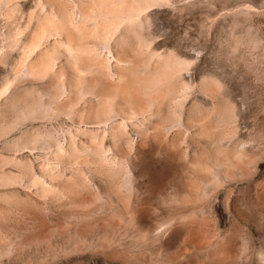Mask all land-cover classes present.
Here are the masks:
<instances>
[{"label": "rangeland", "instance_id": "rangeland-1", "mask_svg": "<svg viewBox=\"0 0 264 264\" xmlns=\"http://www.w3.org/2000/svg\"><path fill=\"white\" fill-rule=\"evenodd\" d=\"M0 264H264V0H0Z\"/></svg>", "mask_w": 264, "mask_h": 264}, {"label": "bare ground", "instance_id": "bare-ground-1", "mask_svg": "<svg viewBox=\"0 0 264 264\" xmlns=\"http://www.w3.org/2000/svg\"><path fill=\"white\" fill-rule=\"evenodd\" d=\"M140 3V2H139ZM131 19H132V17H131ZM74 55V54H73ZM98 55H99V53H98ZM50 56V55H49ZM53 57V56H52ZM55 58V57H54ZM50 59V58H49ZM53 59V58H52ZM65 61V60H64ZM66 61L67 62H69V63H74L75 64V66L77 67V65H76V62H77V64H78V61H77V57L76 56H72V57H70V58H66ZM49 64V63H48ZM75 68V67H74ZM76 69V68H75ZM76 73V75H77V80L79 81V82H82L83 84H84V86H83V88H82V91H83V93H89V94H92V93H94L95 91H94V89H95V87H94V82L90 79L89 81H87V79L88 78H86V77H81L79 74H78V72H75ZM170 73V72H169ZM73 77V76H72ZM75 79V78H74ZM175 79V78H174ZM77 81V82H78ZM152 81V80H151ZM76 83V82H75ZM78 85V84H77ZM94 87V88H93ZM166 88V87H165ZM168 89V88H167ZM73 90V89H72ZM76 89H74L72 92H74ZM82 91H80V93L82 92ZM79 93V92H78ZM79 93V94H80ZM166 94H168V93H166ZM74 95V94H73ZM75 95H76V93H75ZM78 96V95H77ZM79 97V96H78ZM74 98H76V97H74ZM44 109V108H43ZM26 110V109H25ZM20 111V113L22 112L21 110H19ZM141 113V112H140ZM143 113V112H142ZM141 113V114H142ZM22 114V113H21ZM23 114H25L24 112H23ZM28 114V113H27ZM29 115V114H28ZM133 116H134V114H132ZM17 116V115H16ZM23 116V115H22ZM21 116V117H22ZM104 116V115H103ZM18 117V116H17ZM16 117V118H17ZM20 117V118H21ZM27 117V116H26ZM17 120V119H16ZM40 138V137H39ZM46 138V137H45ZM49 139V138H48ZM37 140V139H36ZM43 141V140H42ZM44 142V141H43ZM13 180V179H12Z\"/></svg>", "mask_w": 264, "mask_h": 264}]
</instances>
